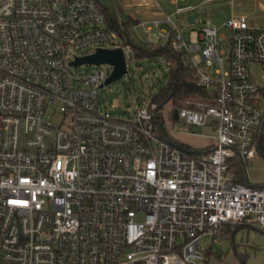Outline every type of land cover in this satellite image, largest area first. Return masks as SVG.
<instances>
[{"label":"built area","instance_id":"obj_1","mask_svg":"<svg viewBox=\"0 0 264 264\" xmlns=\"http://www.w3.org/2000/svg\"><path fill=\"white\" fill-rule=\"evenodd\" d=\"M105 17L97 0H0V264H202V237L225 224L264 232V185L231 167L264 141V24L207 18L190 43L170 15L172 35L142 23L196 71L203 94L177 116L216 140L193 155L158 133L155 102L117 116L106 72H73L114 38Z\"/></svg>","mask_w":264,"mask_h":264},{"label":"rangeland","instance_id":"obj_2","mask_svg":"<svg viewBox=\"0 0 264 264\" xmlns=\"http://www.w3.org/2000/svg\"><path fill=\"white\" fill-rule=\"evenodd\" d=\"M125 0H103V3L117 13L120 21L127 20L135 12L137 24L131 23L130 31L135 42L140 45L154 43L159 45L164 41L163 37L145 31L141 22L145 21L141 14L137 13V7H123ZM201 0H188L181 4H197ZM160 9L171 10L169 0H157ZM218 4L205 3L190 11H184L174 15V21L179 26V31L190 43L198 42V32L205 24L204 20L209 18L212 21L220 17ZM166 11V12H167ZM200 12L194 23H189V13ZM134 16V15H133ZM254 26H261L260 24ZM114 38L110 42H95L92 45L78 51V56H85L94 52L98 47L115 48L121 45V37L113 30ZM124 49L127 72L119 79L104 83L105 79L112 72L113 66L108 62L103 63H80L72 65L74 73H94L98 70L106 72V78L102 80L99 94L101 107L106 108L117 116H131L139 106L148 105L153 94L170 78V68L162 57L142 58L136 57L134 50L129 46H122ZM196 59L202 64L199 52H195ZM255 78L261 81L262 68L260 65L252 66ZM201 97V96H193ZM182 104L167 102L162 108L163 127L166 133L175 139L188 142L190 145L201 148L215 142V132L212 126L189 124L183 118H179L178 110ZM243 164V165H242ZM232 169L237 171L244 168V178L254 186L264 185V141L260 144L257 153L244 165L239 161L232 164ZM264 232L258 227H240L234 237L220 236L214 240L210 235H204L201 239V247L209 248L211 251L209 259L202 264H239V254L245 257L247 264H264Z\"/></svg>","mask_w":264,"mask_h":264},{"label":"trees","instance_id":"obj_3","mask_svg":"<svg viewBox=\"0 0 264 264\" xmlns=\"http://www.w3.org/2000/svg\"><path fill=\"white\" fill-rule=\"evenodd\" d=\"M102 9L105 11V19L107 25L115 30L121 37V45H129L133 50L136 57L142 58H155L162 57L166 60L170 68V78L168 82L161 86L152 96L151 101L155 102L158 106L157 114L155 117V125L158 133L167 139H170L177 145L184 148L189 154L198 155L200 153L206 152L208 147L197 148L189 143L175 139L174 137L168 135L163 127V115L162 108L169 102L173 101L175 104H184V100L193 96H202L203 91L196 84V71L195 69L185 61V54L176 51L172 48L170 44L171 37H169L165 42L155 45L154 43H148L147 45H140L135 42L130 31V26L132 20L128 18L127 20L120 21L117 13L112 11L109 6L103 3V0H97ZM243 165V164H242ZM245 165V163H244ZM236 180L244 184H249L248 180L244 178V168L237 171ZM239 225L226 224L224 226V231L222 235L226 233H231L234 237L235 232L241 227ZM252 226V225H248ZM207 257H210L211 251L206 250L204 252ZM239 264H247L245 257L239 254Z\"/></svg>","mask_w":264,"mask_h":264},{"label":"crops","instance_id":"obj_4","mask_svg":"<svg viewBox=\"0 0 264 264\" xmlns=\"http://www.w3.org/2000/svg\"><path fill=\"white\" fill-rule=\"evenodd\" d=\"M186 1H188V0H169V3L171 5V7H170L171 10L169 13L167 10H165L163 8H161V9L159 8L160 5L157 4L158 3L157 0H125L123 2L124 3L123 7L124 6H126V7H133V6L135 7L136 6L137 7L138 6L137 10H136L137 13L141 14L142 17L145 19V21L144 22L142 21L141 24L142 23H151L152 20H154V19H161L160 27L169 31L170 34L172 35L173 26H172L171 22H168L167 20H165L166 16L170 15L172 17V22L178 26V24L174 21V15L180 14L184 11L187 12V11L193 10L194 8L198 7L199 5H202L201 3L203 2V0H201L197 4H191V3L181 4V3H184ZM209 3L218 4L217 6L221 8L220 12H219L220 17L215 21H212L210 19L213 23H215L217 25L222 26V24L227 19H229L231 17L241 18L243 20V22L249 26H254L257 24H260V25L264 24V0H216V1L209 2ZM203 4H205V3H203ZM189 6H192V8L189 9L188 8ZM179 8H184V9L182 11H178ZM189 14H191V13H189ZM135 15L136 14L134 12L132 14V16H129V17L132 20V22H135V24H137L139 22V20L137 18H135ZM178 28H179V26H178ZM199 32H198V38H199ZM163 39H164L163 42H165L167 40V38H163ZM186 143H188V142H186ZM208 146H210V145H208ZM208 146H204V147H208ZM204 147H201V148H204ZM236 178H237V174H236ZM230 225H232V224H230ZM243 226L256 227V226H248V225H244V224L241 227H243ZM223 231H224V227H223ZM231 234H232V232L230 234L226 233V235H224V236H229ZM206 235H208V234H206ZM220 236H223L222 233ZM202 250L205 252L206 250H209V248L208 249L202 248ZM207 259H209V257H207Z\"/></svg>","mask_w":264,"mask_h":264},{"label":"water","instance_id":"obj_5","mask_svg":"<svg viewBox=\"0 0 264 264\" xmlns=\"http://www.w3.org/2000/svg\"><path fill=\"white\" fill-rule=\"evenodd\" d=\"M199 12L191 13L187 16L189 23H194ZM103 63L108 62L113 66L112 72L105 79L104 83H109L113 80L121 78L128 70L127 61L122 46L116 48L98 47L94 52L85 56L77 57L72 64L80 63Z\"/></svg>","mask_w":264,"mask_h":264}]
</instances>
